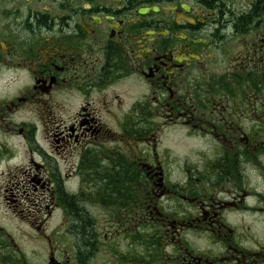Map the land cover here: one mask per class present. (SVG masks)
Here are the masks:
<instances>
[{"label":"flooded vegetation","instance_id":"af4514ba","mask_svg":"<svg viewBox=\"0 0 264 264\" xmlns=\"http://www.w3.org/2000/svg\"><path fill=\"white\" fill-rule=\"evenodd\" d=\"M0 75V264H264V0H0Z\"/></svg>","mask_w":264,"mask_h":264},{"label":"rangeland","instance_id":"374dc122","mask_svg":"<svg viewBox=\"0 0 264 264\" xmlns=\"http://www.w3.org/2000/svg\"><path fill=\"white\" fill-rule=\"evenodd\" d=\"M9 92L6 84V77L0 75V103H4ZM30 111L21 112L16 116V122L20 123L24 118L34 117ZM21 126L12 128L20 129ZM9 127L0 125V200L4 201L5 198L11 201V192L19 191L22 193V188L25 186L26 175L25 169H28L29 154L28 146L17 135V131H9ZM5 130V132H4ZM15 132V134H14ZM13 134V135H9ZM25 167V168H22ZM15 188L13 191L10 189ZM21 196V195H20ZM5 202V201H4ZM14 204L3 205L0 212V222L8 224L12 219V214L16 212ZM0 207L2 205L0 204Z\"/></svg>","mask_w":264,"mask_h":264},{"label":"trees","instance_id":"16d2710c","mask_svg":"<svg viewBox=\"0 0 264 264\" xmlns=\"http://www.w3.org/2000/svg\"><path fill=\"white\" fill-rule=\"evenodd\" d=\"M68 203L70 205L71 210L74 213V216L76 217L79 230L82 232V239L88 245L87 249H90V245H91V241H92V239L90 237V233H89L90 221L86 217V215H84V213H81L79 211V209H78V207H77V205L73 199H71Z\"/></svg>","mask_w":264,"mask_h":264}]
</instances>
